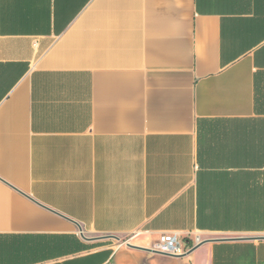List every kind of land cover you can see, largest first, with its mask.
Listing matches in <instances>:
<instances>
[{
  "label": "crops",
  "instance_id": "crops-1",
  "mask_svg": "<svg viewBox=\"0 0 264 264\" xmlns=\"http://www.w3.org/2000/svg\"><path fill=\"white\" fill-rule=\"evenodd\" d=\"M164 233L264 237V0H0V264H264Z\"/></svg>",
  "mask_w": 264,
  "mask_h": 264
},
{
  "label": "built area",
  "instance_id": "built-area-1",
  "mask_svg": "<svg viewBox=\"0 0 264 264\" xmlns=\"http://www.w3.org/2000/svg\"><path fill=\"white\" fill-rule=\"evenodd\" d=\"M136 235L135 237H137ZM203 239L198 235L188 234L184 237L175 233L161 234L148 249L154 254H160L169 257H181L186 255L191 248L199 244ZM125 243L131 244L129 240ZM133 245V244H131Z\"/></svg>",
  "mask_w": 264,
  "mask_h": 264
},
{
  "label": "water",
  "instance_id": "water-1",
  "mask_svg": "<svg viewBox=\"0 0 264 264\" xmlns=\"http://www.w3.org/2000/svg\"><path fill=\"white\" fill-rule=\"evenodd\" d=\"M116 240H119L118 238L116 237H112ZM227 241H264V237H246V238H228V239H211V240H203L201 241L199 244H197L196 246H194L193 248H191V250L188 252V253H191L193 252L194 250H196L197 248H199L200 246H202L203 244L207 243V242H227ZM129 246L131 247H134V248H139V249H142V250H145L147 252H151L153 253L152 251H150L149 249H145V248H141V247H137V246H133L131 244H128Z\"/></svg>",
  "mask_w": 264,
  "mask_h": 264
}]
</instances>
